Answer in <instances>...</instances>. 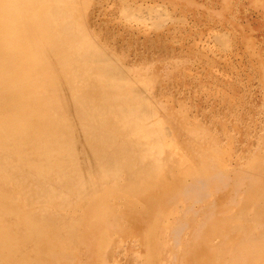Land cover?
<instances>
[{
  "label": "bare ground",
  "instance_id": "1",
  "mask_svg": "<svg viewBox=\"0 0 264 264\" xmlns=\"http://www.w3.org/2000/svg\"><path fill=\"white\" fill-rule=\"evenodd\" d=\"M40 4L38 0H0V116H6L10 120L17 119L0 124V264H69L61 255L63 247L72 244V239L90 251L94 247L105 248L96 259L99 264H107L108 257L112 255L108 229L120 228L119 223L122 221L124 224H132L136 229L138 235L133 236L134 239L140 240L143 252L140 264H166L161 261V256L167 250L173 264H215L220 260L223 262L219 264H264V207L256 209L252 205V199L257 196V192L264 198V188L261 184L264 165L256 177L250 173L254 166L248 164L241 167L240 172L231 171L227 174L231 168L224 166L220 148L203 145L205 138H212L210 134L207 135L206 131L198 132L196 125L187 124L190 128L184 138H190L194 145L193 156L180 165L177 169L178 175L161 178L158 169H161L163 149L170 147L168 138L175 140L178 135H175V129L162 122L159 111L161 113L165 108L157 98L150 95L152 77L147 74L145 79L143 76L142 85L136 86L140 78L131 76L125 63L121 65L116 59L115 62L109 58V53L104 49L102 27L97 29L100 42L98 44L94 43L89 33L86 37L84 34V49L80 44H75L73 49L69 41L70 48L68 46L66 50L68 60L65 59L66 55L59 59L56 57V64L62 66L55 69H63L64 59L68 65H72L71 71L67 68V80L76 82L77 88L73 87L74 89H81L83 86L79 81L85 68H80V64L86 59L94 60L95 64H98V61L103 64L98 65V68L102 69L97 77L105 73L110 79L114 76L109 74L114 71L120 77L118 96L123 95L129 100V106L121 108L122 116H132L124 122L130 126L126 145L131 144L136 149L135 152L130 149L129 153L133 152L131 156L139 160L140 166L155 168V171L145 173L137 178V181L133 179L132 182H127L130 188H133V184L136 185L133 193L129 194L133 199L128 196L131 200L128 204L133 203L132 207L139 206L141 213L135 216L134 209L131 212L132 208L125 209L124 205L121 214L114 212V207L118 205L112 201H118L120 205V170L104 177L94 170L100 161L112 162L115 156H119L120 160V146L116 148L111 143H116V138H120L118 130L112 136L100 134V138L93 144L92 160L95 161L89 163L92 167H85L87 176L82 179L70 177V181L63 179L62 185L65 188L76 187L74 193L65 195L57 189V182L56 185L49 183L54 176L66 172L68 163L64 162L58 149H52V145L62 143L63 138L39 136L36 132L42 126L49 128L53 133L69 130L61 120V91L53 90L54 94L59 96L55 98L57 110L49 111L52 117L38 122L44 116L42 106L46 99L41 101L39 93H46L48 88L52 90L60 77V74L46 76L44 70L42 75L46 77L41 76L38 79L43 64L40 59L41 49L38 48L40 57L36 56L33 50H26L25 40L44 19L43 7L41 10L38 7ZM105 4L107 5L106 1ZM142 13L143 16L140 17ZM121 14L143 21L151 12L146 8L144 12L137 10L134 13L124 5ZM162 16L149 21H160ZM223 37L226 35H218L215 38V48L221 50V47H227ZM120 52L126 53L124 49ZM87 82L90 83V80ZM95 86L101 90L106 89L107 84L100 82ZM110 87L118 90L114 84H110ZM70 94L77 95V92L70 91ZM72 99L73 97L69 96L68 102ZM137 99L149 107L142 108ZM73 107L76 106L70 102L67 110H74ZM126 112H129V115ZM19 116L33 118L36 122L28 124L19 120ZM78 119L79 117L73 121L77 122ZM250 129L251 127L244 130L245 141L252 136L249 134ZM77 132L79 138H88L85 129H78ZM50 138H53L52 142ZM200 142L201 146L198 145ZM89 145L90 142L86 139L84 146ZM227 153V157H230L231 153ZM198 155L200 166L194 164ZM144 161H147V166L143 165ZM45 179L48 182L45 183L47 187L44 196L40 197L41 202L38 199V204H28L40 213L33 216L28 208H23L20 213L19 201L22 196L25 193L35 195L39 190L38 186L44 184ZM138 183L142 184L140 189ZM11 192L17 193L18 200L10 197ZM227 200L233 207L225 203ZM175 206L182 207L183 221L174 227H168L163 219L174 214ZM192 206L202 207L197 215L201 220L195 225H192L196 218L192 213ZM245 207L255 213L250 225V228L255 230L240 227L244 216L238 208L245 212ZM76 210L80 212L77 213ZM65 212L66 215L63 216ZM47 222L50 223L46 224ZM191 225L194 226L193 230L189 229ZM77 227L79 230L76 232L74 228ZM246 229L247 231H244ZM161 233L171 236L172 247L167 249L166 246L160 247L157 244V237ZM185 234H188L189 243L183 251V257L177 259L178 256L172 248L176 250L180 238ZM217 241L219 243L214 250L212 246ZM117 254L122 261L123 257L119 251ZM224 258L228 263L224 262Z\"/></svg>",
  "mask_w": 264,
  "mask_h": 264
},
{
  "label": "rangeland",
  "instance_id": "2",
  "mask_svg": "<svg viewBox=\"0 0 264 264\" xmlns=\"http://www.w3.org/2000/svg\"><path fill=\"white\" fill-rule=\"evenodd\" d=\"M38 2L41 3L39 9L43 7L44 19L29 35L30 38L25 40V45L26 50H33L36 56H39L38 48L41 49L39 57L43 64L38 79L41 76L44 78L60 74L52 90L48 88L46 93H39L41 101L46 99L42 106L44 116L38 122H44L52 117L49 111L57 110L55 98L59 96L54 94L53 90L61 91L63 109L60 110V115L69 132L53 133L44 126L36 129L39 136L63 138L62 143L53 144L52 149H58L64 162L68 163L66 172L54 176L49 181L54 185L57 182L59 191L68 196L74 193L76 187L65 188L62 185L63 179L70 181V177L82 179L87 176L85 167H92L89 163L95 161L92 160L93 144L100 138V134L112 136L116 130L119 131L120 138H116V143L110 141L113 147L120 146V160L119 156H115L112 162L100 161L94 168L96 172L103 174V177L120 170V205L118 201H112L118 205L114 207V212L121 214L124 205L125 209L132 208L131 212L134 209L133 215L138 216L141 208L132 207L133 203L128 204L131 201L128 196L133 193L136 185L133 184V188H130L127 182H132L133 179L137 181V178L145 173L155 171V168L147 169L140 166L139 160L131 156L136 149L131 144L126 145L130 126L124 122L132 116H122L121 108L128 107L129 100L123 95L118 96L120 77L117 73L115 71L110 73V76H114L110 79L105 73L97 77L102 69L98 68V65L103 64L99 61L95 64L94 60L86 59L80 64V68H85L84 75L79 81L83 84L81 89H74L73 87L77 88L76 82L72 79L67 80V68L69 71L72 69V65L65 62V59L68 60L66 55L68 42H71L73 49L75 44L77 46L80 44L84 49L82 46L86 42L84 34L86 37L89 33L94 43L98 44L99 27L104 30V49L109 53V58L113 61L116 59L121 65L125 63L127 72L140 78L136 86L142 85L143 76L145 79L147 74L152 77L150 95L157 98L160 105L165 108L163 112L159 111L162 122L175 129V135H178L175 140L168 138L167 143L170 147L163 149L161 169H158L161 178L178 175L177 169L180 165L193 156L194 145L190 138H184L190 128L187 124L196 125L198 132L206 131L207 135L210 134L212 138H205L203 145L220 148L224 166L231 168L227 174L231 171L240 172L239 169L248 164L254 166L250 173L255 177L259 175L257 172L264 165V0H38ZM124 5L134 13L137 10L144 12L148 8L151 15L146 16L143 21L131 19L121 14ZM142 16L143 13L140 17ZM159 16H162L160 21L153 23L149 21ZM218 35H226L223 38L226 39L227 47L223 49L221 47V50L215 48L214 40ZM123 49L126 53L120 52ZM64 56L65 65L58 71L55 68H61L62 65L56 64L55 59ZM44 70L46 76L42 75ZM100 82L107 84L106 89L96 88L95 85L98 86ZM110 84L117 86L118 90L111 88ZM70 91H76L77 95L70 94ZM69 96L73 99L68 102ZM137 101L142 108L149 107L139 99ZM70 102L76 106L73 107L74 110H67ZM126 113L129 115V112ZM78 117L77 122H74L73 120ZM0 119V124L17 121L6 116H0ZM18 119L28 124L36 122L27 116H19ZM249 127H251L249 134L252 136L249 138L247 136L248 139L245 141L244 130H248ZM78 129H85L88 138H79L76 135ZM52 139L49 140L52 142ZM86 139L90 142L89 147L84 146ZM201 143L198 145L201 146ZM130 149L133 150L132 153H129ZM228 151L231 153L230 157H227ZM194 164L200 166L199 155ZM143 165L147 166V161H144ZM46 182L48 181L45 179L44 184L38 186L39 190L35 195L25 193L22 196L19 201L20 213L23 208H28L33 216L40 213L34 211L28 204L41 202L40 197L44 196ZM261 184L264 188V176ZM141 185L138 183L139 189ZM10 197L18 200L15 192H11ZM225 203L233 207L230 201L227 200ZM252 205L256 209L264 207V198L258 192L252 199ZM201 208L192 206V213L196 215L192 225L198 224L201 220V217L197 216ZM238 210L244 216L240 227L255 230L250 228L255 216L253 210L249 207H245V212L239 208ZM62 215L65 216L66 212ZM182 216V207L175 206L174 214L164 217L163 221L168 227H174L183 221ZM48 223L50 222L46 224ZM119 224L120 228L108 229L112 255L108 257L106 263L140 264L143 252L140 240L134 239V236L138 235L136 229L132 224H124L123 221ZM192 225L190 230L194 228ZM79 227L74 228L76 232ZM70 242L72 244L63 247L61 255L66 262L99 264L96 257L105 248L94 247L90 251L73 242V239ZM157 242L160 247L166 246L167 249L172 247L171 236L167 233H161L157 237ZM188 243V234H185L180 238L176 250L172 248L178 256L177 259L183 257V251L186 250ZM218 243L217 241L212 246L214 250ZM118 251L124 260L120 261ZM162 254V262L173 264L169 250ZM224 262L228 263L227 259L224 258Z\"/></svg>",
  "mask_w": 264,
  "mask_h": 264
},
{
  "label": "crops",
  "instance_id": "3",
  "mask_svg": "<svg viewBox=\"0 0 264 264\" xmlns=\"http://www.w3.org/2000/svg\"><path fill=\"white\" fill-rule=\"evenodd\" d=\"M164 78H165V76H164ZM166 78H167V77H166ZM166 78H165V79H166Z\"/></svg>",
  "mask_w": 264,
  "mask_h": 264
}]
</instances>
